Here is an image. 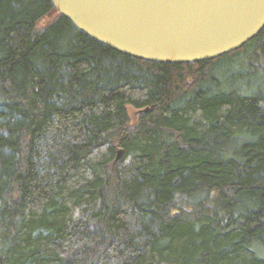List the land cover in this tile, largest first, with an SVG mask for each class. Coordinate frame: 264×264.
<instances>
[{
	"label": "trees",
	"instance_id": "16d2710c",
	"mask_svg": "<svg viewBox=\"0 0 264 264\" xmlns=\"http://www.w3.org/2000/svg\"><path fill=\"white\" fill-rule=\"evenodd\" d=\"M263 60L264 30L153 63L0 0V264H264Z\"/></svg>",
	"mask_w": 264,
	"mask_h": 264
},
{
	"label": "water",
	"instance_id": "95a60500",
	"mask_svg": "<svg viewBox=\"0 0 264 264\" xmlns=\"http://www.w3.org/2000/svg\"><path fill=\"white\" fill-rule=\"evenodd\" d=\"M51 2L62 16L94 40L153 63L214 60L243 48L264 30V0ZM122 154L120 150L116 162Z\"/></svg>",
	"mask_w": 264,
	"mask_h": 264
},
{
	"label": "rangeland",
	"instance_id": "374dc122",
	"mask_svg": "<svg viewBox=\"0 0 264 264\" xmlns=\"http://www.w3.org/2000/svg\"><path fill=\"white\" fill-rule=\"evenodd\" d=\"M55 16H56V15L54 14V15H52L51 17H49V18H47V19L41 21V22L38 24V28H43L44 26L48 25V24L50 23V21H52V19L55 18ZM262 63H264V60L262 61ZM138 113H139V112L132 111L131 116L134 115V117H135V114H137V115H136V119H137V117L139 116Z\"/></svg>",
	"mask_w": 264,
	"mask_h": 264
}]
</instances>
